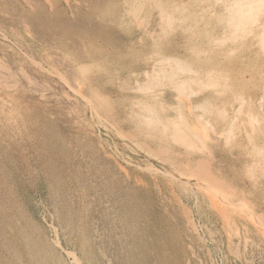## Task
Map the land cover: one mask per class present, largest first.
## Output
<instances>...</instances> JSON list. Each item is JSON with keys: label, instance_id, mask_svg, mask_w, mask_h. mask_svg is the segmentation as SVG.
Listing matches in <instances>:
<instances>
[{"label": "rangeland", "instance_id": "1", "mask_svg": "<svg viewBox=\"0 0 264 264\" xmlns=\"http://www.w3.org/2000/svg\"><path fill=\"white\" fill-rule=\"evenodd\" d=\"M227 6L0 0V264H264V11Z\"/></svg>", "mask_w": 264, "mask_h": 264}, {"label": "bare ground", "instance_id": "2", "mask_svg": "<svg viewBox=\"0 0 264 264\" xmlns=\"http://www.w3.org/2000/svg\"><path fill=\"white\" fill-rule=\"evenodd\" d=\"M222 1V0H221ZM226 2L228 3V6H227V9L226 10H228V12H227V15L225 16V18H224V21L225 22H227V25H228V27L230 28V30L232 31V37H234V38H238L241 34H243L248 28L247 27H249L251 24H253V23H255L256 21H257V19H258V16L261 14V12H263L264 11V0H226ZM181 5V4H180ZM227 5V4H226ZM205 9V8H204ZM168 12H169V10H168ZM171 12V11H170ZM197 14V13H196ZM168 18H170V17H168ZM170 21V20H169ZM175 23V22H174ZM176 24V23H175ZM165 25V24H164ZM228 31V30H227ZM239 33V34H238ZM231 36V35H230ZM228 37V36H227ZM230 38V37H229ZM174 57H176V56H174ZM170 58V57H169ZM171 58H172V56H171ZM175 59V58H174ZM181 59V58H180ZM183 59V58H182ZM169 59H166V61H168ZM187 60V59H186ZM162 61V60H161ZM170 61L172 62V64H171V67H172V70L169 72V71H167V72H169V75H167L168 73L167 72H164V70L160 67V69H162L163 70V72L167 75H164V76H166V77H169V78H173V76H175L176 74H179V75H183L185 72H187L188 71V73L190 72V71H192L191 70V67L190 66H188L187 64H185V62L183 63V62H179V61H176V60H171L170 59ZM165 62V61H164ZM169 62V61H168ZM163 63V62H162ZM164 64H167V63H164ZM161 65H163V64H161ZM194 66V65H193ZM163 68H164V66H163ZM166 68V67H165ZM164 68V69H165ZM194 68V67H193ZM166 70H168V68L166 69ZM162 72V73H163ZM183 72V74H181ZM190 74H191V72H190ZM178 75V76H179ZM185 76H186V74H185ZM194 76V75H193ZM192 76V77H193ZM160 77V76H159ZM208 77V76H207ZM169 78H167V80L169 79ZM176 78V77H175ZM196 78V77H195ZM188 79V78H187ZM194 79V78H193ZM160 80V79H159ZM171 81V80H170ZM185 81V80H184ZM195 81V80H194ZM189 82V81H188ZM219 82V81H218ZM215 83V82H214ZM216 83H217V81H216ZM187 85V84H186ZM216 85H218V84H216ZM185 89V88H184ZM203 103V102H202ZM201 104V103H200ZM149 105V107H148V109H149V111L151 112V114L152 113H156V111H155V109L150 105V104H148ZM153 105H154V103H153ZM204 105V104H203ZM203 105H201V106H203ZM206 106H207V102H206V104H205ZM159 108H161V106H158ZM163 107V106H162ZM241 107V106H240ZM146 108H147V106H146ZM157 108V107H156ZM237 108V107H236ZM157 110H158V108H157ZM203 110L205 111V109L203 108ZM202 110V111H203ZM208 110V109H207ZM221 110V109H220ZM237 110V109H236ZM160 111V110H159ZM161 112V111H160ZM146 113V112H145ZM147 113H148V111H147ZM157 114V113H156ZM155 114V115H156ZM160 114V113H159ZM158 114V115H159ZM145 115V114H144ZM149 115V114H148ZM158 115H156V118H157V121H159V117H158ZM147 115H145V117H146ZM179 117H181V118H179V121L177 120L176 122H175V124H174V122H173V124L175 125V127H177V129H179V126H180V121H183L184 120V118L182 117V115H180ZM235 117V116H234ZM233 117V118H234ZM149 118V121H153V123H154V121H155V116H149L148 117ZM232 118V119H233ZM255 118H257V117H255ZM146 120H148V119H146ZM230 120H231V118H230ZM235 120V119H234ZM259 122V121H258ZM234 123H235V121H234ZM233 123V124H234ZM149 127V126H148ZM232 128V127H231ZM230 128V129H231ZM232 132V131H231ZM174 133V132H173ZM228 135V134H227ZM250 214V213H249ZM78 263H80V261L78 262Z\"/></svg>", "mask_w": 264, "mask_h": 264}, {"label": "crops", "instance_id": "3", "mask_svg": "<svg viewBox=\"0 0 264 264\" xmlns=\"http://www.w3.org/2000/svg\"><path fill=\"white\" fill-rule=\"evenodd\" d=\"M247 28H248V27H247ZM246 31H247V30H246ZM246 31H245V32H246ZM245 32H244V33H245ZM244 33H243V34H244ZM238 34H239V33H238ZM241 35H242V34H241Z\"/></svg>", "mask_w": 264, "mask_h": 264}]
</instances>
